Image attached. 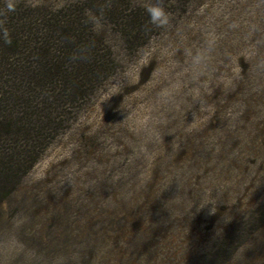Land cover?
Returning a JSON list of instances; mask_svg holds the SVG:
<instances>
[{
  "label": "rangeland",
  "instance_id": "374dc122",
  "mask_svg": "<svg viewBox=\"0 0 264 264\" xmlns=\"http://www.w3.org/2000/svg\"><path fill=\"white\" fill-rule=\"evenodd\" d=\"M0 1L108 63L36 143L6 140L30 148L0 264H264V0H162V26L153 0Z\"/></svg>",
  "mask_w": 264,
  "mask_h": 264
},
{
  "label": "trees",
  "instance_id": "16d2710c",
  "mask_svg": "<svg viewBox=\"0 0 264 264\" xmlns=\"http://www.w3.org/2000/svg\"><path fill=\"white\" fill-rule=\"evenodd\" d=\"M11 7L0 1V202L18 182L14 167L30 148L18 151L6 140L36 143L60 115L56 109L82 98L85 86L108 66L103 56L82 51V33L69 19H18ZM64 47L77 50L66 55Z\"/></svg>",
  "mask_w": 264,
  "mask_h": 264
},
{
  "label": "clouds",
  "instance_id": "9594fccd",
  "mask_svg": "<svg viewBox=\"0 0 264 264\" xmlns=\"http://www.w3.org/2000/svg\"><path fill=\"white\" fill-rule=\"evenodd\" d=\"M146 11L148 12L149 20L155 25H163L167 22V13L162 5V0H153L149 3ZM72 59L86 60L87 57L82 55H74ZM112 95H105L100 101H106L109 97L118 94L121 89V84L119 81H114L111 85ZM99 103V105H100ZM27 264H68L70 257H65L63 255H58L53 258H47L42 254L38 253L36 250H27Z\"/></svg>",
  "mask_w": 264,
  "mask_h": 264
}]
</instances>
